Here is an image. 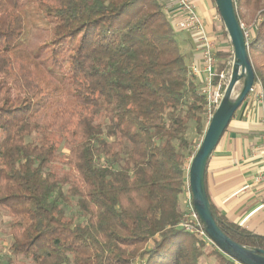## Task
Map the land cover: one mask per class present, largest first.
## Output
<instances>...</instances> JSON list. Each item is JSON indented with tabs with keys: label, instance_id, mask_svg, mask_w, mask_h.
<instances>
[{
	"label": "trees",
	"instance_id": "1",
	"mask_svg": "<svg viewBox=\"0 0 264 264\" xmlns=\"http://www.w3.org/2000/svg\"><path fill=\"white\" fill-rule=\"evenodd\" d=\"M234 7L241 20L264 0ZM178 32L167 0H0V210L18 264H240L181 226L207 121ZM248 52L264 87V21ZM210 203L230 238L264 250Z\"/></svg>",
	"mask_w": 264,
	"mask_h": 264
},
{
	"label": "crops",
	"instance_id": "2",
	"mask_svg": "<svg viewBox=\"0 0 264 264\" xmlns=\"http://www.w3.org/2000/svg\"><path fill=\"white\" fill-rule=\"evenodd\" d=\"M197 2V12L206 19L208 30L211 31L215 24L220 34L221 18L218 15L216 19L213 0ZM167 3L173 19H179L180 12L175 0H167ZM179 32V40L189 54L190 65L199 64L200 54L195 33L189 30ZM216 46L221 47L218 41ZM263 119L264 101L257 102L253 95H248L232 117L228 129L210 156L206 169V187L210 201L230 220L261 235H264V184L257 182L255 177L264 170L260 155Z\"/></svg>",
	"mask_w": 264,
	"mask_h": 264
},
{
	"label": "water",
	"instance_id": "3",
	"mask_svg": "<svg viewBox=\"0 0 264 264\" xmlns=\"http://www.w3.org/2000/svg\"><path fill=\"white\" fill-rule=\"evenodd\" d=\"M221 21L233 48V64L224 97L207 126L204 137L191 159L188 179L193 195V205L213 243L240 264H264V250L242 245L230 238L218 225L206 191L208 160L218 145L236 110L249 95L255 80V71L237 16L234 0H215ZM241 90L235 94L237 85Z\"/></svg>",
	"mask_w": 264,
	"mask_h": 264
},
{
	"label": "built area",
	"instance_id": "4",
	"mask_svg": "<svg viewBox=\"0 0 264 264\" xmlns=\"http://www.w3.org/2000/svg\"><path fill=\"white\" fill-rule=\"evenodd\" d=\"M175 2L180 12V18L174 20L175 27L178 30L193 31L196 35L200 63H192L190 68L201 82V92L205 98L204 109L208 126L224 97L225 90L231 77L233 59L230 67H219L220 61L216 54V41L212 38L205 21L197 12L196 0H175ZM239 21L246 39L247 47L249 48L252 33L254 30H257L258 25L264 21V13H259L256 20L251 25L245 24L242 20ZM249 95H253L257 102L264 101V87L260 78L255 77ZM262 138L263 143L260 147V155L264 162V131ZM255 180L264 184V170L256 175ZM183 201L186 208L181 226L188 231L198 234L207 242H212V244H214L194 209L189 179H187Z\"/></svg>",
	"mask_w": 264,
	"mask_h": 264
},
{
	"label": "rangeland",
	"instance_id": "5",
	"mask_svg": "<svg viewBox=\"0 0 264 264\" xmlns=\"http://www.w3.org/2000/svg\"><path fill=\"white\" fill-rule=\"evenodd\" d=\"M196 2H197V0H196ZM197 6H199V2H197L196 7ZM24 15L26 17V21L29 24H32L31 21L33 19V15L31 13L30 8L26 9L24 11ZM256 16H257L256 12L244 10V17L242 16L241 20L244 21L245 24L251 25V24H253ZM200 17L204 21H206V19L203 16L200 15ZM216 19H218V14H217ZM217 22H219V20H217ZM220 25H221V22H219V29L221 30ZM212 27H213L214 33L215 34L218 33L217 26H215V24H214V26H212ZM178 31H182V30H178ZM180 34L181 33L178 32V37H180ZM36 35L37 34H35L34 30L31 29V32H30L31 44H33V42L36 40ZM216 36L218 38V42H219V45L221 46V48L223 50L229 51L230 46H229V41H228L227 36L222 32L220 34L219 33L216 34ZM213 39H215V36L213 37ZM182 51L186 52V53L184 52L186 55V61L190 64V57H189V54H188L186 48L184 47V45L182 46ZM221 59L222 58H220V61H221ZM257 59H258V61L261 62L262 65H264V56H257ZM231 70H232V68H231ZM240 84L241 83H239V85ZM238 92L239 91H237V87H236L235 94H237ZM183 207H184V209L186 208L184 203H183ZM9 220H10L9 215L7 213H5L4 211L0 210V264H18L20 261L24 260V258L16 257V256L12 255L10 252L11 237H10V233H9ZM211 244H212V242H208L206 248L209 249L211 247ZM214 261L215 260L212 256L205 254L204 256L201 257L199 264H213Z\"/></svg>",
	"mask_w": 264,
	"mask_h": 264
}]
</instances>
